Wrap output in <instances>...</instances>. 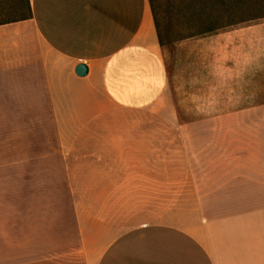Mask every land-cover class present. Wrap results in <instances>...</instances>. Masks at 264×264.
Here are the masks:
<instances>
[{
  "label": "crops",
  "instance_id": "obj_1",
  "mask_svg": "<svg viewBox=\"0 0 264 264\" xmlns=\"http://www.w3.org/2000/svg\"><path fill=\"white\" fill-rule=\"evenodd\" d=\"M29 3L0 26V125L27 142L11 169L30 193L0 210V264H264V20L188 42L186 84L241 99L185 121L148 0ZM200 125L218 126L204 185L228 195L191 182Z\"/></svg>",
  "mask_w": 264,
  "mask_h": 264
},
{
  "label": "rangeland",
  "instance_id": "obj_2",
  "mask_svg": "<svg viewBox=\"0 0 264 264\" xmlns=\"http://www.w3.org/2000/svg\"><path fill=\"white\" fill-rule=\"evenodd\" d=\"M176 4L177 5L173 6L172 8H169V4L167 7L165 2L163 4L162 20L166 30L164 34L167 36L168 42L165 47L162 48V52L168 72V93L174 100L176 111L178 113L177 115L181 118L185 117L186 119H182L185 121L201 120L207 117L218 116L220 114L227 116L233 115L236 111H238V109L233 106L236 104V101H238L239 98L241 99L240 94L220 92L196 93L195 91H198L199 87L186 84V46L188 42H192L193 40L202 37H194V35H197L202 29H204V27L207 26L218 27L236 23L233 26H229L215 32L218 33L220 31L231 30L233 28L263 21L264 19L256 20L255 18L264 15V8L254 5L249 7H240L238 9H234L233 14L228 16L223 13L222 8L214 5L211 2L205 3L204 1L203 3H196L190 6H184L181 3ZM198 18H200V20H198ZM178 60H182L183 64L185 65L182 78H176L175 69ZM208 70V73L218 71V69ZM257 95L259 98L264 97L263 93H259ZM243 100H245L244 96ZM224 101H226L227 107L222 105ZM231 127L233 128L234 126H226L228 130H230ZM245 127H248V125L244 124V135L249 133V130L245 129ZM217 128L218 126L213 125L196 126L195 144L191 142L188 144L186 143V145L188 147V154L190 156L189 166L191 182L197 186L200 185L202 192L218 191V193L222 196L224 193L225 195H228L229 192L233 190L228 188L218 190L217 187L213 188L212 185H204V182L209 174L204 172L202 140L208 142L210 138V140L213 141L212 135L214 130ZM16 129L17 126L0 125V203H9L0 205V210L4 208V206L13 207L10 205V202L13 198H26L30 196L29 190L25 188V183L18 185L12 182V179L14 177L17 178V175L22 177L26 176L25 174H18L16 171L13 172L11 169V166L14 164L16 165L18 161V155L20 153L17 154V151L22 149L26 150L27 145L26 140L18 139ZM208 159L209 158H207V160ZM210 159L214 161L216 157H211ZM220 207L223 206L211 205V208L217 212H219L218 208ZM224 207L228 208L227 210H233L236 208V206L233 205Z\"/></svg>",
  "mask_w": 264,
  "mask_h": 264
},
{
  "label": "trees",
  "instance_id": "obj_3",
  "mask_svg": "<svg viewBox=\"0 0 264 264\" xmlns=\"http://www.w3.org/2000/svg\"><path fill=\"white\" fill-rule=\"evenodd\" d=\"M204 1L205 3L211 2L214 5L219 6L220 8H222L223 13L228 16H231L233 14L234 9H238L240 7H249L254 5L264 8V0H148L155 31L161 48L165 47L168 42V38L164 34L166 30L162 20L164 2L167 7L169 4V8H172L173 6L177 5L176 3H181L184 6H190L196 3H203ZM31 16L32 13L29 0H0V26L28 20L31 18ZM255 19H264V15L258 16ZM198 20H200V18H198ZM234 24L231 23L225 26L218 27L207 26L204 27V29H202L197 35H194V37L210 35L223 28L233 26Z\"/></svg>",
  "mask_w": 264,
  "mask_h": 264
},
{
  "label": "water",
  "instance_id": "obj_4",
  "mask_svg": "<svg viewBox=\"0 0 264 264\" xmlns=\"http://www.w3.org/2000/svg\"><path fill=\"white\" fill-rule=\"evenodd\" d=\"M89 69L87 65L80 63L75 67V74L80 78H84L88 75Z\"/></svg>",
  "mask_w": 264,
  "mask_h": 264
}]
</instances>
